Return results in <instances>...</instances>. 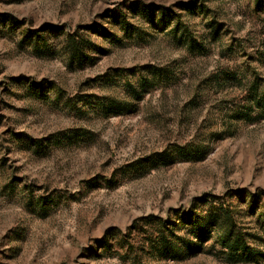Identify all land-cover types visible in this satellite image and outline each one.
Here are the masks:
<instances>
[{
  "label": "rangeland",
  "instance_id": "rangeland-1",
  "mask_svg": "<svg viewBox=\"0 0 264 264\" xmlns=\"http://www.w3.org/2000/svg\"><path fill=\"white\" fill-rule=\"evenodd\" d=\"M261 214L264 0H0V264H264Z\"/></svg>",
  "mask_w": 264,
  "mask_h": 264
},
{
  "label": "trees",
  "instance_id": "trees-1",
  "mask_svg": "<svg viewBox=\"0 0 264 264\" xmlns=\"http://www.w3.org/2000/svg\"><path fill=\"white\" fill-rule=\"evenodd\" d=\"M201 202H205V204L208 203V199H203L201 200ZM197 209V208H196ZM225 215L226 217H228L229 219H231V216L229 215V211H225L223 210V208L220 209V211H218L216 214L210 215V217H202V215L196 216V215H184L183 217H181L180 222H182L183 224H189L191 226V228H189V231L191 232L192 230H195L197 232H200L199 234L202 235L204 234V232H208L209 231V222H213V220L216 217ZM261 217L264 218V215H259ZM203 218V219H201ZM232 245H238L237 246V251H242L244 250L246 247L244 245H240L238 241H234L232 243Z\"/></svg>",
  "mask_w": 264,
  "mask_h": 264
}]
</instances>
